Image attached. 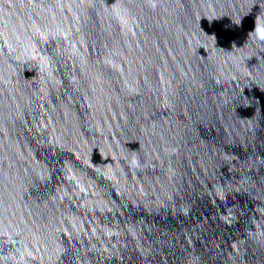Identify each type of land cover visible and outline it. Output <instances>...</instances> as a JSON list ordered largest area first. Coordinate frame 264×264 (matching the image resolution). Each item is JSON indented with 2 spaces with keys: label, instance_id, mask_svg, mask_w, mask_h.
<instances>
[{
  "label": "water",
  "instance_id": "1",
  "mask_svg": "<svg viewBox=\"0 0 264 264\" xmlns=\"http://www.w3.org/2000/svg\"><path fill=\"white\" fill-rule=\"evenodd\" d=\"M264 0H0V264H264Z\"/></svg>",
  "mask_w": 264,
  "mask_h": 264
},
{
  "label": "clouds",
  "instance_id": "2",
  "mask_svg": "<svg viewBox=\"0 0 264 264\" xmlns=\"http://www.w3.org/2000/svg\"><path fill=\"white\" fill-rule=\"evenodd\" d=\"M253 35L258 41L264 42V24H257L253 31Z\"/></svg>",
  "mask_w": 264,
  "mask_h": 264
}]
</instances>
